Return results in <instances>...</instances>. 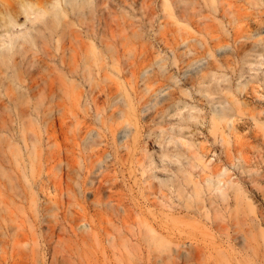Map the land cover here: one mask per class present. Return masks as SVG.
I'll return each instance as SVG.
<instances>
[{"label": "rangeland", "instance_id": "374dc122", "mask_svg": "<svg viewBox=\"0 0 264 264\" xmlns=\"http://www.w3.org/2000/svg\"><path fill=\"white\" fill-rule=\"evenodd\" d=\"M93 6L66 15L101 74L71 35L40 70L80 97L0 107V264H264V0Z\"/></svg>", "mask_w": 264, "mask_h": 264}, {"label": "bare ground", "instance_id": "6f19581e", "mask_svg": "<svg viewBox=\"0 0 264 264\" xmlns=\"http://www.w3.org/2000/svg\"><path fill=\"white\" fill-rule=\"evenodd\" d=\"M47 3H48L47 5L45 2L44 3L45 5L41 6L39 1H36V0L35 1L34 0H0V30H1V33H0V67L1 68L3 67V69L5 70V73H4L5 75L3 74L4 71L0 70V72H1L0 73V89L2 88V92H5L7 90L5 94L3 93V95L1 94L2 96H0V107L1 108L2 107L5 108L4 106L6 104L8 105L9 103H13V107H16V106H14V104L17 106H18V104L22 106V105H25V104H22L23 102L28 101L27 102L28 106L25 105L24 107H28L26 109L29 112L30 111L29 103L30 102L32 103V101L36 100V98L39 96L37 94L38 92L40 93V95L42 93L47 92L48 95L50 94L53 96L52 97L53 99L51 98L52 102L57 100V103L56 102L55 103L59 104L58 102H60V105H63L67 100L71 101L74 98H76L77 96L80 97V94L75 91L77 89V86L75 85L76 86L75 89H74L75 86L73 87L74 82L76 81L75 78H74L75 81L74 80L72 81V79L70 78L71 82L73 83V84H71V87H73V88H71L73 90L72 94H70L69 92H65V96H64L63 90H62L63 92H61V95L58 94V92L60 93L61 88L64 89V85H63L64 79L63 78H65V80H66L67 77L72 76L73 73L75 74L76 69L72 70V68H71V72H68V73H70V76H67L66 72L64 73L65 75L64 74L61 75V73H62L61 71H63V70L58 69L61 66L58 64L60 67L57 68L56 67L57 64H55V67L57 68V70L58 71L61 70L60 74L59 73L57 74L58 77L54 75L55 74L54 72H53L54 73L53 76H55V77L51 76L49 78H47V77L43 78L42 75L40 74L41 73L40 70L44 66H48L50 61L54 62V58H55L54 52L55 51H58V52L61 51L60 49L58 50V47L56 46V42L58 43V45L60 43H63V42L59 41L60 40L59 38H62L63 41H64L63 38H66L67 41L68 40L70 41V42H68L70 44H71V41L76 40L77 45H78L80 50L77 49L78 47L76 48L73 45H71L70 47L67 48L66 46H68L69 44H67L66 46L64 44H60V48L62 45H64L63 51H65V52L67 51L68 53H71L70 56L72 57V59L74 61H76L77 56L79 57V55H81L84 52V49H85L84 40L85 39H87V40L95 39L98 42V44H97V46H95L94 44L96 42L95 43L90 42V45L92 48L91 50H93L92 53L94 54L93 55L94 57L91 56L90 58H92V57L96 58L97 57V61L100 64L99 73L101 74V72L103 71L104 54L106 53L105 51H107L105 48V44H106L105 40L106 39L104 40L105 37H103V32H102L105 30V28H104V30H103V28H101L102 30L100 28H99L100 30H98V28H97L98 31H96V30H93L94 27H89L92 29L91 30L90 29L85 30L86 31L85 35H83L82 34L83 32L78 33V31L77 32L73 31V29H75L74 28L75 26H73V25H72L73 26L72 30L70 28H68L69 26L71 27V25H70L71 23H69V25H68V22H67L68 16L67 15H68V12L74 13L82 4L88 3L92 6L95 5V6H93V7H96V9H94V12L96 10L97 11L96 15L99 14L101 16V18L103 19L102 16H105L103 13L106 14V11L103 12L104 11L103 7H104V4L106 5V0H55L54 2H50V3L47 2ZM79 11H80V9H79ZM93 13L91 14L92 16H93ZM63 15H65L66 17H64ZM21 16L25 17V20L22 23L19 21V18ZM62 17H64L66 20L64 21L63 20L64 18L62 19ZM72 17H74V16H72ZM50 18H53L54 21H53V19H50ZM101 18H100V20L102 21V24H100V26L103 27V25H104L103 20L104 19L102 20ZM61 19L65 23L64 25H63V22H60ZM93 19H95V18L93 17ZM80 21H82V20H80ZM71 22L73 23V21H71ZM98 23H99V21H98ZM60 24L63 25L61 30H59ZM27 25H28V27H27ZM74 25H75V23H74ZM25 26L27 29L24 32H21L20 34H17V35L14 34V31L16 28H18V27L21 28V27H25ZM89 26H90V24H89ZM97 27H99V26L97 25ZM65 28H66V30H65ZM82 28L83 27H81V29ZM81 29H79V30H81ZM64 30L65 31L69 30L70 33L68 31L67 32L68 35L65 34L66 32H64ZM64 35H66V37H63ZM70 35L73 36V39H75V40H70L72 38ZM68 36L70 37V39ZM67 37H68V39H67ZM64 43L66 44V42H64ZM90 45L88 44V47ZM93 45L95 47H92ZM106 46H108V45H106ZM38 49H41L40 51L43 53L44 57H41V58L35 57V54H36L35 51ZM87 51H88V49H87ZM30 52L33 53V56H32V54H30ZM28 53L30 54V56L28 55ZM88 55H90V54H88ZM65 56H66V54H65ZM85 56L83 54V57H85ZM59 57H60V55H59ZM68 59L66 61H70ZM85 59H88V57ZM57 60H59L58 57H57ZM80 60H81V58H80ZM92 60L96 61V59H91V61ZM60 61L63 62L62 59ZM81 61L83 62L84 58ZM88 61L87 60L84 61L85 69H83V70H85L88 73L87 74L84 71V73L87 74L86 76H88V78L91 80V78L93 79L94 77L90 78V76H92V67L89 64H92V63H91V61H90V63H88ZM56 62L57 61H55V63ZM82 62H81V64H82ZM76 63H77V61H76ZM60 64L62 65V63H60ZM49 65H51V64H49ZM51 66H53V64ZM51 66H50V68L53 69L54 66L53 67H51ZM81 66L84 67V65H81ZM50 68H48V69H50ZM62 68H65V67L62 65ZM66 69H68V68H66ZM80 69H81V67H80ZM47 70H44V73H47L48 72ZM68 70H70V68ZM52 71L50 73H52ZM55 72H56V69H55ZM77 73H80V70ZM84 73H81L80 75H84ZM77 77L79 79V76H77ZM81 78L79 80H81ZM84 79H85V77H84ZM89 79L87 80L88 82H90ZM65 82H70V80H66ZM15 86H16V88L19 87L18 91L21 90L20 93H18V91H17V93L15 92L16 93L15 94L13 92V90H11L12 87H14V89H15ZM67 88H69V87H67ZM4 89H6V90H4ZM66 89H65V91H66ZM74 94H76V95H74ZM54 99H56V100H54ZM30 100H32V101H30ZM77 100H79V98H77ZM59 106H57V107H59ZM24 107L23 108L21 107V109H20V107H16V108H17V110L19 108L20 110L23 111ZM26 109L24 111H26ZM223 112L224 111H222V113ZM16 113H18V112H16ZM25 113H27V112H25ZM25 113L22 112L21 114H19V115H22L20 117L26 116ZM32 113H33V110L30 113V115L28 114L27 116H31ZM219 115H220V117H222L220 112H219ZM89 139H91V141H94V138H92V137L90 138V136H89L88 140L86 138L87 141H85V140L84 141L88 143ZM87 143H85V144H87ZM94 143H95V141H94ZM85 163H88V162H85ZM90 165H88V166H90ZM68 166H72V165H68ZM88 166H86V167H88ZM100 166L101 165H99V167ZM66 169H68V168H66ZM91 169L93 170V168H91ZM101 169H102V167H101ZM89 170L90 169H88L87 172H89ZM67 176H69V175H67ZM94 194H95V196H98L99 190H96L94 192ZM107 206H110V208H112V202L108 201ZM149 231L152 232V230H149ZM150 240L154 242V240H158V238L156 239V237L152 236L150 238ZM162 243L163 242H160V244H162Z\"/></svg>", "mask_w": 264, "mask_h": 264}]
</instances>
